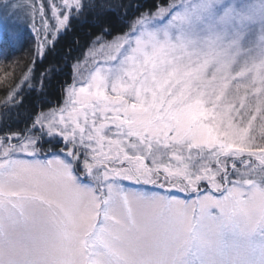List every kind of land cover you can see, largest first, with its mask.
<instances>
[{"label": "snow or ice", "instance_id": "snow-or-ice-1", "mask_svg": "<svg viewBox=\"0 0 264 264\" xmlns=\"http://www.w3.org/2000/svg\"><path fill=\"white\" fill-rule=\"evenodd\" d=\"M45 7L30 9L41 58L105 9L50 0V29ZM137 11L111 40L98 15L62 103L0 136V264H264V0ZM20 39L12 24L8 46Z\"/></svg>", "mask_w": 264, "mask_h": 264}, {"label": "trees", "instance_id": "trees-1", "mask_svg": "<svg viewBox=\"0 0 264 264\" xmlns=\"http://www.w3.org/2000/svg\"><path fill=\"white\" fill-rule=\"evenodd\" d=\"M170 2L172 0H97V3L105 5L104 11H92L74 20L71 27L58 36L54 49L51 45L46 48L43 58L35 54L34 41L30 43L26 41L24 34L28 29L20 31V36L23 39V42L20 39L22 45H19V42L11 47L7 43V33L4 31L0 33V49H3L4 55H15L18 58V64L21 65L19 67L21 70L26 65L28 68L31 67L30 84L39 86L36 82L40 80L41 74L50 66H57L55 77L44 80L43 94L38 89L37 91L29 89L30 91L22 93L19 104L13 109L8 108L7 111H4V108L8 106L1 104L0 100V136L8 131L15 132L24 129L31 123L35 112L61 101L65 82H71L73 60H79L101 32V21L98 19V15L103 17V27L111 28L113 35L107 37L108 39L119 35L121 30L128 31L127 25L140 15L137 9L147 13L155 11L156 7L166 6ZM4 55H0V60L4 58ZM45 147L47 148V146Z\"/></svg>", "mask_w": 264, "mask_h": 264}, {"label": "rangeland", "instance_id": "rangeland-1", "mask_svg": "<svg viewBox=\"0 0 264 264\" xmlns=\"http://www.w3.org/2000/svg\"><path fill=\"white\" fill-rule=\"evenodd\" d=\"M102 1H105V0H102ZM106 1H108V0H106ZM49 2H50V0H0V13H2V11H3L2 5L5 3H13V4H16L19 6L17 9H15V11L17 12L16 16H10V19H7V20L0 19V33H2L3 31L7 33L8 28L12 24H16V25H18L19 30L22 32L25 29H28V31H26V33L24 34L26 41H28V43L34 41V46L36 48L39 38L36 36V31L33 28V23L35 24L36 29H41L42 23H41V17L39 15H36L34 21L31 20L30 9L32 8L33 4H35L36 7H39V5L41 3H44L46 5V7H45V13H46L45 19H47V21H48L49 28L54 29L56 27L57 21L51 14V8L47 7ZM56 3L59 4L60 0H56ZM171 3L172 2H170V4ZM11 11H13V10H9L10 14H11ZM64 32L65 31L60 30L58 36L62 35ZM55 34L56 33H54V32H49V35H55ZM113 38L114 37L108 38V40H111ZM0 39H1V35H0ZM21 39H22V36H21ZM95 41L85 51V54L79 58V61L84 60V58L88 55L89 50L95 46ZM22 42H23V39H22ZM22 42H20L19 45H22ZM3 57L4 58L2 60H0V100H1V104H4L5 99L9 97L10 93H19V97L16 98L13 103L8 104L7 105L8 107L4 108V111H7L8 108L13 109V107H15L16 105L19 104V102L21 101V98H22V93H24L27 90L30 91L29 90L30 89L29 84H30V81L32 79L31 78L32 77V71H28L29 69H31V67L28 68L27 65L24 68L22 67V70H21L19 68V67H21V65L18 64V58L15 57V55H11V54L6 55L5 54ZM6 58H8V60H5ZM77 61H76V59L73 60V62L71 64V69L73 68V65ZM21 73H22V76L20 77ZM25 75H27L29 77L28 82H26L24 80ZM72 75H73V71L71 74L70 81L72 80ZM36 87L39 90V86L36 85ZM60 103H62V99L60 102L50 104L49 107H47L43 110L46 112L50 108H55ZM22 158L30 159L29 157H22ZM39 158L51 159L52 153L47 151V148H46V150L44 152H41L39 154ZM158 191H160V190H158ZM174 194L177 195L181 199L185 198L184 194H182V193L174 192Z\"/></svg>", "mask_w": 264, "mask_h": 264}]
</instances>
